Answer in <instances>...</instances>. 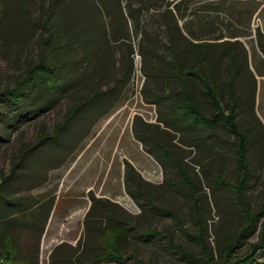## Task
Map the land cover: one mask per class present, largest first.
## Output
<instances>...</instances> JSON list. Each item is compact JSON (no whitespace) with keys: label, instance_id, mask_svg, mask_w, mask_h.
Returning a JSON list of instances; mask_svg holds the SVG:
<instances>
[{"label":"rangeland","instance_id":"obj_1","mask_svg":"<svg viewBox=\"0 0 264 264\" xmlns=\"http://www.w3.org/2000/svg\"><path fill=\"white\" fill-rule=\"evenodd\" d=\"M263 31L264 0H0V259L33 251L49 208L67 226L84 211L86 235L116 243L117 264H225L248 253L264 227ZM171 43L185 70L209 73L235 106L247 179L223 123L183 127L193 123L171 108L181 97L165 77ZM43 57L63 80L39 76L33 113H8L4 91ZM186 86L201 85L189 75ZM159 94L170 98L154 103ZM195 97L210 115L209 97Z\"/></svg>","mask_w":264,"mask_h":264},{"label":"trees","instance_id":"obj_2","mask_svg":"<svg viewBox=\"0 0 264 264\" xmlns=\"http://www.w3.org/2000/svg\"><path fill=\"white\" fill-rule=\"evenodd\" d=\"M170 49L172 51L173 58L171 60H168V65L170 70H168L166 74V82L168 86H171V83L174 81H178L181 85V94L180 99L177 103L173 104L171 108L176 111L179 115V120H189L193 124H187L183 127H204V129H211L218 125L219 123H223V125L232 133L236 140V146H237V154H238V163L240 164V168L243 173V180L247 179V175L249 174V159H248V138L247 135L240 129L237 121H236V115H235V106L231 103H222L223 96L217 95L215 92L210 80L211 75L208 73L205 76L202 75L199 70L197 69H188L185 70L183 63L178 58V53L176 52V49L174 47V44H170ZM207 52V51H205ZM230 57L234 60V54H230ZM47 58H42L38 64L33 66L31 69L28 70V72L20 79L14 86L7 88L4 91V95L6 96V100L11 104L9 108L8 113L15 114L19 110L26 111L25 115H30V112L32 111V107L34 104L32 103L30 98L31 93L33 91V87L35 85V82L37 78L44 77L46 80L47 86H49L50 83H52V86H55L59 81L61 82L63 79L60 77V75L57 72V68L55 65L50 64L46 61ZM199 63V62H198ZM238 67V63H236V70ZM238 73V72H237ZM189 75H192L193 77L198 79V82L200 85L198 87L197 92L193 90V88H188L186 86L187 83V77ZM208 75V76H207ZM203 89V90H202ZM232 90V78L229 79L228 83V92L231 95ZM200 92H204L207 97H209V100L211 101L214 110L210 115H207L201 109L198 104L196 103V97L195 94ZM158 98H170L169 95H157L154 97L153 102L155 103ZM156 100V101H155ZM35 103V102H34ZM48 103H41L40 106L43 109V107L47 108ZM200 105V104H199ZM31 106V108H29ZM37 107V106H36ZM79 106H75L73 110L70 111V113L67 115V119L65 122V125L61 124L58 128H56V134H58L61 129H63L64 126H66L68 119L75 114ZM22 108V109H20ZM175 108V109H174ZM42 109H39L42 110ZM44 110V109H43ZM180 112V113H179ZM33 113V112H31ZM38 112L34 113L33 115L37 114ZM168 113V112H167ZM24 115V116H25ZM173 118H165L163 115L161 117V120L165 123V126L175 129L179 128V123L177 125V122ZM221 120V121H220ZM156 144L159 146L161 145L159 142H156ZM242 180V181H243ZM245 183V181H244ZM194 185L190 183V190L193 192ZM238 195L242 196L240 189L238 188ZM193 194V193H192ZM6 215L0 214V218L4 217ZM9 218V216H7ZM4 218H1L0 221L4 220ZM253 223L252 221L248 226L241 232L239 236L242 234L244 235L245 232H248L252 229ZM185 232L187 230L185 229ZM144 235V234H142ZM143 239V236H141ZM230 250V249H229ZM228 250V252H229ZM264 251V227L261 231L259 241L255 244H252L251 250L246 253L243 256L237 257L235 260H227L225 264H255L254 261L258 257L259 252ZM118 252V251H117ZM208 255L209 253L206 252Z\"/></svg>","mask_w":264,"mask_h":264},{"label":"crops","instance_id":"obj_3","mask_svg":"<svg viewBox=\"0 0 264 264\" xmlns=\"http://www.w3.org/2000/svg\"><path fill=\"white\" fill-rule=\"evenodd\" d=\"M261 76L264 77V74ZM43 205H45L44 201L37 203L35 207L29 209L30 213L38 208L41 209ZM72 211L69 216H76L72 217V223L67 226L63 224L64 220H61L63 215L60 212L56 215L49 208L46 221L37 233V242L34 244L33 251L30 253L28 246L22 251L21 249L19 252L13 251L11 255H5L3 259H0V264H117V261L110 258L111 253L115 252L116 243H111L109 240L110 242H106L107 245H101L98 237H92V239L88 237L85 232H92L94 226L89 225L84 230L86 227L81 225L80 221L84 211L79 208ZM7 228H13V226ZM0 232L8 234L2 229ZM57 252L63 260L62 263L54 259ZM6 257V261L2 263Z\"/></svg>","mask_w":264,"mask_h":264}]
</instances>
